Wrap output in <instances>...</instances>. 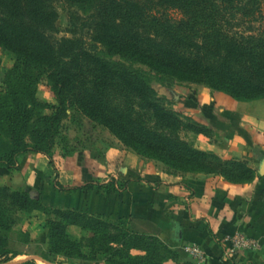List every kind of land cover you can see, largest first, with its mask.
<instances>
[{
	"label": "trees",
	"instance_id": "trees-1",
	"mask_svg": "<svg viewBox=\"0 0 264 264\" xmlns=\"http://www.w3.org/2000/svg\"><path fill=\"white\" fill-rule=\"evenodd\" d=\"M243 2L244 0H221L216 5L199 3L192 7L202 11L211 8L218 12H237ZM99 5L89 19L83 22V28H88L90 21L96 19ZM155 7L145 8L146 17L155 18L156 14L161 13ZM179 8L183 9L181 6ZM152 11H156V14ZM55 19L44 0H0V47L11 51L16 57L15 65L0 92V168L15 170L21 158L28 153L42 154L51 159L59 145L58 139L69 107H78L86 118L108 130L126 147L138 154L155 158L175 171L222 175L233 183L251 182L255 179V172L244 163L237 160L224 161L219 156L197 150L192 144L182 140V119L173 110L159 103L148 75L134 72L120 63L98 62L96 75L99 82L94 86L99 98H94L88 89L78 87L72 70L81 54L74 52L72 57L67 58L58 47L60 42L49 39L46 33L56 28L53 26ZM183 26L186 23L181 24ZM219 27L217 23L213 26L215 30L207 31L204 37L182 36L177 28L174 34L169 35L175 40L174 44L161 43L160 49L154 54L148 50L140 56L135 52L137 46H132L128 52L123 48L118 53L142 62L162 76L183 83L204 85L238 101L264 99V41L257 42L251 38L246 42L229 39L227 33L218 30ZM104 35L106 39H110L109 42H116L109 34ZM102 37L101 41L105 42ZM45 76L58 102L51 114L42 112L43 108L49 106L37 97L38 85ZM110 77L120 79L125 89L142 101L141 108L150 115L149 121H156L155 128H148L144 114L135 113L132 116V108L124 111L109 106L105 93L111 87L108 82ZM190 122L187 127L195 134L212 136V131L205 126ZM61 149L63 157L78 152V148L69 143ZM104 188L107 193L112 190L110 186L86 185L68 191H100ZM6 190L9 189L0 188V192ZM11 198L17 201L20 209L36 208L37 200L27 192H14ZM70 214L58 211L55 213L56 219L47 222L49 239L62 248L69 244L64 236L63 220ZM3 217L0 214V220ZM93 222L105 232L103 241L117 246L110 248L114 255L125 257V262L119 264H163L165 259L158 256L160 239L157 236L128 228L127 220L121 221L122 227L105 224L97 219ZM2 228L7 229L4 225ZM113 228L118 233L112 236L109 229ZM133 249L144 251L146 256H132L130 251ZM9 255L14 254L7 248L5 236L0 233V257ZM22 264L36 263L28 260Z\"/></svg>",
	"mask_w": 264,
	"mask_h": 264
},
{
	"label": "rangeland",
	"instance_id": "rangeland-1",
	"mask_svg": "<svg viewBox=\"0 0 264 264\" xmlns=\"http://www.w3.org/2000/svg\"><path fill=\"white\" fill-rule=\"evenodd\" d=\"M44 1L48 10L56 17L53 23L56 28L46 33L49 39L52 42H60L58 47L67 58L72 57L74 52L81 54L72 70L73 79L78 87L88 89L94 98H99L98 91L95 90L96 86H94L96 82H99L96 75L98 62L120 63L134 72L148 75L159 103L173 110L182 119L184 127L180 131V138L190 144H192L191 136L195 133L187 126L191 123L190 121L194 120L180 109L177 104L176 92L180 90L184 92L183 87L187 88L196 84L183 83L177 79L162 76L142 62L119 54V50L125 48L128 52L129 48L137 46L135 52H138L140 56L148 50L154 54L160 49L161 43L174 44L175 40L169 35L174 34L177 28L182 36L204 37L207 31L215 30L213 26L217 23L220 26L218 30L227 33L229 39L234 38L242 42L248 41L249 38L257 42L264 41V0H244L240 11L237 12L228 10L218 12L215 9L212 11L211 8L202 11L192 7L199 3L216 5L221 0ZM98 4L100 5L96 12V19L90 21L88 28H83V22L89 19ZM153 5L161 13L156 14V11H152L156 17L148 18L144 10ZM180 6L183 7L182 10L179 8ZM183 23H186V26L181 27ZM105 33L109 34L116 42H109L110 39H106V35L103 36ZM101 37L105 42L101 41ZM201 41H203L202 38ZM94 46L97 47L93 48ZM15 61L16 57L11 51L0 47V92L3 91L4 81L14 67ZM108 82L111 87L105 93V97L110 107L124 111L132 108L134 110L131 113L132 116L135 113L144 114L148 121V128H155L156 121L154 119L149 121L148 116L150 117V115L141 108L142 101L128 92L120 79L110 77ZM200 86L208 88L204 85ZM37 97L43 104L49 106L43 108L44 114H51L52 108L58 106L56 96L50 88L46 76L38 85ZM58 143L59 145L56 146L52 155V161L56 154L60 153L62 156L61 147L67 143L78 148V152L75 154L93 150L100 153L107 147L117 145L135 152L126 147L108 130L91 122L78 107H69ZM135 153L143 161L151 163L156 169L167 174H185L173 170L155 158ZM52 178V184H55L56 177ZM39 186L41 187L30 186L26 191L0 185V188L9 189L0 192V214L4 216L0 220L2 222H0V233L5 236L7 248L14 254L0 257V264H15V262L20 264L28 260H32L36 264H119L125 262V257L114 255V251H111L110 248L117 246L104 242L105 232L101 228L98 229L93 222L97 219L105 224L122 227L123 219L113 221L88 211L64 209L59 204V199L44 191L45 184L42 181ZM14 192L30 194L37 200L36 208L20 209L17 201L11 198ZM58 211L71 213L63 220L64 236L69 243L64 248L51 242L47 229V222L55 220V213ZM127 221L128 228L145 231L134 221ZM2 225L7 229H3ZM109 233L113 236L118 233V230L109 229ZM158 245L160 247H158V256L165 259L163 264H194L195 258L184 248H170L162 240ZM130 252L135 257L146 256L144 251L137 249Z\"/></svg>",
	"mask_w": 264,
	"mask_h": 264
},
{
	"label": "crops",
	"instance_id": "crops-1",
	"mask_svg": "<svg viewBox=\"0 0 264 264\" xmlns=\"http://www.w3.org/2000/svg\"><path fill=\"white\" fill-rule=\"evenodd\" d=\"M182 89L176 92L182 112L212 131L211 137L192 134L194 148L244 163L255 172L253 181L167 174L117 145L58 153L53 161L28 153L12 172L0 168V185L28 191L42 181L64 209L132 220L170 248L195 246L203 259L194 264H264V99L242 102L200 85ZM86 185L112 190L68 191ZM237 240L245 247L237 248Z\"/></svg>",
	"mask_w": 264,
	"mask_h": 264
},
{
	"label": "built area",
	"instance_id": "built-area-1",
	"mask_svg": "<svg viewBox=\"0 0 264 264\" xmlns=\"http://www.w3.org/2000/svg\"><path fill=\"white\" fill-rule=\"evenodd\" d=\"M235 246L237 248H243L245 247V245L243 244V242L237 240L235 242ZM184 250L186 252H188L190 255H192L195 259H198V260H202L203 259V253L198 249L196 248L195 246H185L184 247Z\"/></svg>",
	"mask_w": 264,
	"mask_h": 264
}]
</instances>
